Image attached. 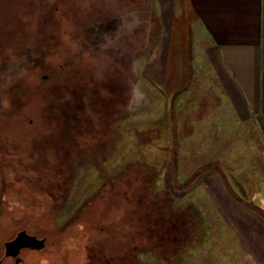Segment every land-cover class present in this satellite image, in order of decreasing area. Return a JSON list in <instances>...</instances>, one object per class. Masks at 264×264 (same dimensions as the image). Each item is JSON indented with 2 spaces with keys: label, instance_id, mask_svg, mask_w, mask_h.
Listing matches in <instances>:
<instances>
[{
  "label": "rangeland",
  "instance_id": "374dc122",
  "mask_svg": "<svg viewBox=\"0 0 264 264\" xmlns=\"http://www.w3.org/2000/svg\"><path fill=\"white\" fill-rule=\"evenodd\" d=\"M143 2L0 0V236L24 227L48 236L41 264H263L246 249L245 226L213 207L211 179L197 183L198 169L179 176L177 130L165 115L156 122V113L143 112L149 97L138 95V61L161 27V12L149 5L133 12ZM168 97L173 108L180 104ZM245 135L231 139L221 162L205 166L233 174L243 190L247 176L255 185L249 174L262 164ZM187 149L184 166L198 168ZM122 182L131 187L132 204L158 196L178 212H198L202 240L180 251V231L173 255H134L132 242L146 248L149 238L136 224L123 228Z\"/></svg>",
  "mask_w": 264,
  "mask_h": 264
},
{
  "label": "crops",
  "instance_id": "0c3cea01",
  "mask_svg": "<svg viewBox=\"0 0 264 264\" xmlns=\"http://www.w3.org/2000/svg\"><path fill=\"white\" fill-rule=\"evenodd\" d=\"M154 1L159 8L152 5ZM143 4L146 7L133 12H147L149 5V12H161V27L148 57L138 61L142 81L138 95L149 97L148 109L144 104L142 110L151 117L156 113V122L165 115L167 127L177 130L179 176L186 179L198 169L197 183L203 180L206 185L211 179L207 185H213V207L228 209L233 223L245 226L246 249L256 251V258L260 254L264 264V214L258 211L264 212V0H144ZM168 96L180 97V104L173 108ZM192 113L186 127L184 120ZM247 133L262 164L249 174L255 185H249L253 182L247 176L249 186L243 190L231 179L233 174L205 166L208 161L221 162L231 139H244ZM190 145L195 155L189 158L197 160L198 168L183 164ZM239 156L235 152L233 159ZM235 170L239 176L246 174L239 166ZM243 191L246 198L240 195Z\"/></svg>",
  "mask_w": 264,
  "mask_h": 264
},
{
  "label": "trees",
  "instance_id": "16d2710c",
  "mask_svg": "<svg viewBox=\"0 0 264 264\" xmlns=\"http://www.w3.org/2000/svg\"><path fill=\"white\" fill-rule=\"evenodd\" d=\"M121 186L119 198L125 218L123 228L126 226L127 229L128 225L132 226L136 224L139 233L149 238L148 242L150 245L148 244V247L145 246L147 249L137 247V244L131 241L132 245L129 251L131 250L134 255L137 252H141L142 254L153 252L162 256L173 255L175 247L172 244L179 243L176 234L180 231L182 233V242L180 243L182 245L179 247L180 251H183L182 249L185 251V249L195 244V242L198 243V241L200 242L202 240V236L196 230L197 222L199 223L197 218L198 212L192 211L190 207L183 208L181 212H178L171 205H166V203L170 204V200H166L164 203L160 201L158 196L155 198L150 196V200L142 206L132 204L133 199L131 195L133 196V194L130 193L131 187H127V184L124 182L121 183ZM148 192L150 193L151 190L147 191L146 194ZM93 201L95 202V200ZM163 209L164 212H162ZM259 211L262 212L261 210ZM169 216L171 217L169 218Z\"/></svg>",
  "mask_w": 264,
  "mask_h": 264
},
{
  "label": "flooded vegetation",
  "instance_id": "af4514ba",
  "mask_svg": "<svg viewBox=\"0 0 264 264\" xmlns=\"http://www.w3.org/2000/svg\"><path fill=\"white\" fill-rule=\"evenodd\" d=\"M26 231L30 235H34L39 239H44V246L42 248H31V247H22L19 251L14 254H7L6 243L15 239L19 232ZM49 239L46 235H39L38 232L30 231L28 228H20L6 237L0 236V263L1 264H33L37 261V263L41 264L43 262L42 259V251L47 248Z\"/></svg>",
  "mask_w": 264,
  "mask_h": 264
},
{
  "label": "water",
  "instance_id": "95a60500",
  "mask_svg": "<svg viewBox=\"0 0 264 264\" xmlns=\"http://www.w3.org/2000/svg\"><path fill=\"white\" fill-rule=\"evenodd\" d=\"M43 246L44 239L30 235L26 231L19 232L15 239L6 243L7 254L11 255L16 254L22 247L42 248Z\"/></svg>",
  "mask_w": 264,
  "mask_h": 264
}]
</instances>
